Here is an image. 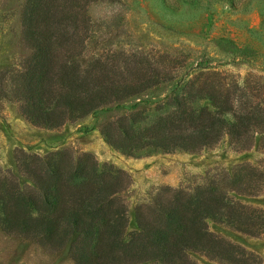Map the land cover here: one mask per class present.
<instances>
[{
    "label": "rangeland",
    "instance_id": "1",
    "mask_svg": "<svg viewBox=\"0 0 264 264\" xmlns=\"http://www.w3.org/2000/svg\"><path fill=\"white\" fill-rule=\"evenodd\" d=\"M25 3L0 0V179L30 182L20 168L22 151L40 156L64 151L74 160L93 154L100 165L121 168L130 177L119 194L128 208V233L138 230L139 208L150 212L176 190L217 184L234 200L264 210L262 131L248 145L225 133L199 151L141 157L124 154L107 137H118L119 123L143 128L173 111L175 97L191 80L198 84L203 72H217L224 82L247 90L257 85L264 97V0L90 1L83 47L59 48L61 57L82 69L101 59L118 85L141 91L55 127L31 122L17 95L18 74L32 54L23 37ZM240 178L243 182H235ZM207 222L210 231L254 254L252 264H264V233L250 234L214 218ZM188 258L189 264H236L200 251H189ZM0 264L78 263L68 245L51 248L0 227Z\"/></svg>",
    "mask_w": 264,
    "mask_h": 264
},
{
    "label": "trees",
    "instance_id": "2",
    "mask_svg": "<svg viewBox=\"0 0 264 264\" xmlns=\"http://www.w3.org/2000/svg\"><path fill=\"white\" fill-rule=\"evenodd\" d=\"M90 1L26 0L23 37L32 54L18 74L16 90L22 113L34 124L55 127L141 91L118 85L101 59L82 69L69 56L61 57L59 48L83 47ZM203 74L175 97L173 111L143 128L119 123L117 138L106 132L110 143L135 157L199 151L225 133L252 143L254 132H264L260 87L247 90L239 82H224L217 72ZM20 156L30 182L22 186L16 179H0V227L7 234L56 249L68 245L78 264H189V251L253 263L254 254L210 231L207 220L259 234L264 233V210L234 200L217 184L176 190L150 212L139 208L138 230L128 233V208L119 197L130 179L125 170L100 165L93 154L76 160L64 151L45 156L22 151Z\"/></svg>",
    "mask_w": 264,
    "mask_h": 264
}]
</instances>
